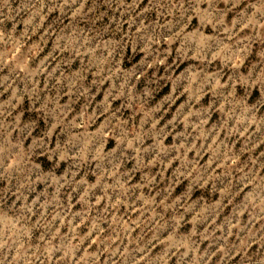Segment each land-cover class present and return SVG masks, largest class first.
I'll list each match as a JSON object with an SVG mask.
<instances>
[{
	"label": "rangeland",
	"instance_id": "rangeland-1",
	"mask_svg": "<svg viewBox=\"0 0 264 264\" xmlns=\"http://www.w3.org/2000/svg\"><path fill=\"white\" fill-rule=\"evenodd\" d=\"M0 264H264V0H0Z\"/></svg>",
	"mask_w": 264,
	"mask_h": 264
}]
</instances>
